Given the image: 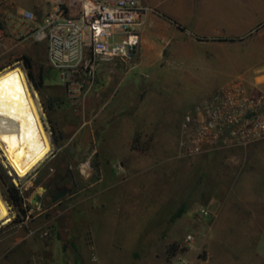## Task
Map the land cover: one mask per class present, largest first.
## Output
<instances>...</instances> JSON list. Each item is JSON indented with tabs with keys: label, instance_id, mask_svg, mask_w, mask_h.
Instances as JSON below:
<instances>
[{
	"label": "rangeland",
	"instance_id": "obj_1",
	"mask_svg": "<svg viewBox=\"0 0 264 264\" xmlns=\"http://www.w3.org/2000/svg\"><path fill=\"white\" fill-rule=\"evenodd\" d=\"M6 3L0 0V72L24 69L30 87L38 94L52 152L18 182L0 156V197L11 216L8 225L0 223V249L27 232L50 250V255L46 252L43 261L40 259L42 264H179L180 260L205 264L206 233L218 234L222 222L218 220L208 231L215 214L198 217V213L213 204L212 196L219 185L226 190L234 187L235 176L243 172V151L179 157L178 140L182 115L224 85L209 81L203 85L146 87L140 80L130 86L131 76L123 77L129 61L116 59L100 64L94 93L84 103L72 104L61 85L60 73L47 63L46 44L15 37L2 27ZM22 56L31 60L32 77ZM108 68L118 70L119 79L108 73ZM102 74L109 78H102ZM39 75L43 85L38 91L35 83ZM14 86L15 82L4 86L0 118L5 117L6 109L19 106L18 101L4 102ZM129 90H133L130 95ZM155 92L162 98L161 105L147 102ZM111 96L110 107H147L158 114L141 117L140 131L128 135V139L115 130L106 134L103 105ZM114 117L108 122L115 121ZM41 187L47 192L33 203ZM62 187H67V194L52 202L50 197ZM14 201H18V207ZM182 206L184 212L172 220ZM189 234L191 242L186 241ZM219 248L215 246L217 256L208 264H218L220 253L226 250ZM69 249L75 251L74 261ZM81 249H86L88 262L81 259ZM26 254L23 250L21 263L9 253L4 258L13 260V264H30L33 258Z\"/></svg>",
	"mask_w": 264,
	"mask_h": 264
},
{
	"label": "crops",
	"instance_id": "obj_2",
	"mask_svg": "<svg viewBox=\"0 0 264 264\" xmlns=\"http://www.w3.org/2000/svg\"><path fill=\"white\" fill-rule=\"evenodd\" d=\"M6 1L4 7L31 10L38 19L50 12L56 3V0ZM141 3L149 10L141 18L140 42L123 76H131L130 86L137 85L140 80L145 81L144 86L152 87L173 83L203 85L209 81L226 85L235 79L250 85L262 79L264 0H141ZM6 8L5 12L9 11ZM107 71L119 77L118 70L108 68ZM101 76L109 78L108 75ZM130 93L133 90H129ZM112 99L113 96L107 98L103 105L106 134L115 130L122 137L127 135L128 139V135L140 131L141 117L151 118L158 114V111L146 110L147 107L121 109L122 104H117L113 108L110 107ZM161 100L160 94L155 92L150 94L147 102L161 105ZM112 116L115 121L108 122ZM226 150L243 151L244 167L242 174L235 176L234 187L226 190L224 185H219L212 196L213 204L203 207L209 210V216L215 214L208 231L218 220L222 222L218 234L206 233L208 241H204L207 245L204 252L208 259L204 261L208 264L214 260L217 256L214 248L220 246L226 250L222 255L220 253L218 264H264V140ZM61 246L63 249V244ZM23 250L33 258L30 264H40L46 252L50 255L42 241L26 232L0 251H3L0 264L14 263L4 258L8 253L20 262ZM69 252H73L74 261V249ZM78 252L84 262L89 261L86 249Z\"/></svg>",
	"mask_w": 264,
	"mask_h": 264
},
{
	"label": "built area",
	"instance_id": "obj_3",
	"mask_svg": "<svg viewBox=\"0 0 264 264\" xmlns=\"http://www.w3.org/2000/svg\"><path fill=\"white\" fill-rule=\"evenodd\" d=\"M148 10L141 0H56L41 19L31 10H12L2 15L1 24L15 37L46 44L50 69L60 73L67 99L77 105L94 93L101 63L132 59L130 49L139 45L138 27ZM263 140L264 73L250 85L230 81L183 114L178 156L192 158ZM209 214L202 208L198 217ZM191 240L187 235L186 241Z\"/></svg>",
	"mask_w": 264,
	"mask_h": 264
},
{
	"label": "bare ground",
	"instance_id": "obj_4",
	"mask_svg": "<svg viewBox=\"0 0 264 264\" xmlns=\"http://www.w3.org/2000/svg\"><path fill=\"white\" fill-rule=\"evenodd\" d=\"M15 86L4 102H19L14 109H6L0 118V156L6 161L13 176L18 180L26 178L52 152L49 134L42 122V112L37 92L27 81L20 68H8L0 72V97L5 94L4 86ZM5 136L8 141L5 142ZM45 188H39L32 202H37ZM8 206V205H7ZM5 202L0 197V223L8 225L11 216Z\"/></svg>",
	"mask_w": 264,
	"mask_h": 264
},
{
	"label": "trees",
	"instance_id": "obj_5",
	"mask_svg": "<svg viewBox=\"0 0 264 264\" xmlns=\"http://www.w3.org/2000/svg\"><path fill=\"white\" fill-rule=\"evenodd\" d=\"M21 60L24 62V66H25V68L29 71V76L32 77V73H31V70H32V64H31V60H30V58H28V57H26V56H22V57H21ZM42 85H43V78H42L41 75H39V81H38L37 83H35V89L39 91L40 88L42 87ZM13 205L18 207V206H19L18 201H14V202H13ZM183 212H184V207L182 206V207H180V208L177 210V212L173 215L172 220H174V219L180 217L181 214H182Z\"/></svg>",
	"mask_w": 264,
	"mask_h": 264
},
{
	"label": "water",
	"instance_id": "obj_6",
	"mask_svg": "<svg viewBox=\"0 0 264 264\" xmlns=\"http://www.w3.org/2000/svg\"><path fill=\"white\" fill-rule=\"evenodd\" d=\"M134 54H135V47H132L130 49V57H133ZM67 191H68L67 187H63L62 191L58 192L56 196L52 198V202H57L58 200L63 198L67 194Z\"/></svg>",
	"mask_w": 264,
	"mask_h": 264
},
{
	"label": "flooded vegetation",
	"instance_id": "obj_7",
	"mask_svg": "<svg viewBox=\"0 0 264 264\" xmlns=\"http://www.w3.org/2000/svg\"><path fill=\"white\" fill-rule=\"evenodd\" d=\"M62 188H63V187H62ZM61 191H62V189H61ZM45 192H47V190H46ZM58 192H60V190H59V189H57V190H56V192H55L54 196H51V197H50V200H51V201H52V198H53V197H55V196H56V194H57Z\"/></svg>",
	"mask_w": 264,
	"mask_h": 264
}]
</instances>
